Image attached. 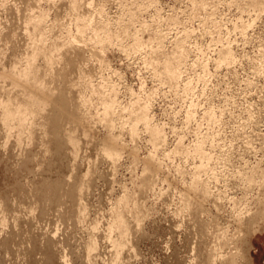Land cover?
<instances>
[{
	"label": "rangeland",
	"instance_id": "374dc122",
	"mask_svg": "<svg viewBox=\"0 0 264 264\" xmlns=\"http://www.w3.org/2000/svg\"><path fill=\"white\" fill-rule=\"evenodd\" d=\"M71 1L0 0V84L15 87L11 70L17 63L23 68L32 56L34 36L46 38L55 59L50 68L43 54L35 59L36 82L47 93L30 89L47 106L31 127L18 135L0 120V258L3 264H198L223 239L218 235L229 199L242 195L232 174L264 157V72L259 71L264 12L260 17L251 9V0H215L212 17L194 0H80L82 6L74 10ZM41 14L45 23L36 34L31 23ZM81 19L92 23L83 34L78 32L84 28ZM104 28L112 29V44L95 42ZM155 30L167 33V53L178 36L188 34L184 77L193 82L190 93L155 77L148 64L150 47L158 46ZM134 36L145 44L139 51L131 46ZM226 46L234 58L229 64L221 62ZM202 60L207 61L203 70ZM202 73L205 78L198 79ZM113 87L124 109L137 97L151 96L150 115L163 130L162 145L154 147L143 124L133 137L127 111L108 126L102 102ZM6 95L0 91V98ZM212 110L215 121L207 117ZM70 134L79 149L77 161L66 140ZM112 136L125 143L115 166L106 154ZM198 143L216 166L217 177L209 178L214 195L207 200L189 187L199 165L192 150ZM152 154L161 169L152 166ZM205 174L201 178L209 180ZM124 196L126 208L119 204ZM116 209L123 212V235L112 227ZM120 235L126 247L116 258L112 242ZM92 241L98 246L90 258ZM250 242L248 249L240 248L238 264H264V222Z\"/></svg>",
	"mask_w": 264,
	"mask_h": 264
},
{
	"label": "bare ground",
	"instance_id": "6f19581e",
	"mask_svg": "<svg viewBox=\"0 0 264 264\" xmlns=\"http://www.w3.org/2000/svg\"><path fill=\"white\" fill-rule=\"evenodd\" d=\"M71 2H72L71 6H72L73 10L74 9H78L79 7L82 6V3H81L80 0L79 1L78 0H74V1H71ZM150 2H153V0H150ZM217 2L215 3V0H194V3L197 4V9L198 10H202V11H206V12L207 11L208 12L211 11L212 12V13L210 12L211 13V17L214 14L213 13V9L215 10V5L217 4ZM88 4H90V2ZM248 6H251V9L259 10L260 17L262 16V14L264 12V0H251L250 3H248ZM242 8H246V6L242 7ZM98 10H99L100 14L103 11L102 8L98 9ZM210 13H207V14L209 15ZM39 16H41V18H39V19L36 18L31 23L32 27H33V29L35 31L34 33L38 32L43 27V25L45 23V20L42 17V14L39 15ZM209 17L210 16H208L207 18H209ZM211 17H210V19H211ZM256 17H257V15H256ZM82 24L84 25V28L81 29L82 26L80 28L78 27L79 28V30H78L79 34L85 33L86 31L84 32V29L85 30H87V29L89 30L90 29L89 27H90V25L92 23H91V21L89 19H85V20H82ZM262 24H264V23H262ZM249 26H251V24ZM245 29H246V27L242 26L241 30L244 31ZM124 31H125V29H124ZM112 33H113L112 29L110 30V29L104 28V30H102L101 32H97L95 34V36H94L95 39H96L95 42L97 41V42H102L104 44H108V43L112 44L111 42H113V40H114L113 39L114 37H113ZM36 34H38V33H36ZM153 34L155 36V39L154 38L153 39L157 40L158 46L156 47L155 44H153L155 46V48L148 46V47H150L149 56L152 55V57H150L151 60L148 61L149 62L148 64L150 66H152V69L154 71L155 77L157 78L158 81L160 80L161 82L169 83L171 88L172 87L175 88V86L179 87V84H180L182 86V89H183V91L185 93H187V94L190 93L191 92L190 90H192V86L191 85H193L192 84L193 82H192L191 79L188 78V80H187L184 77V73L186 72L185 71L186 65H188L187 58L189 57L188 50H187V48L185 46V44H186L185 39L187 38L188 34H186V33L183 34L181 36L182 38L178 36V40L176 39L177 40L176 43L174 42L175 43V46H174L175 48L172 50V52H169V53H167V52H165L163 50V48H164L163 47V45H164L163 43L165 41V38L168 36L167 33H164L161 30L160 31L159 30H155V32ZM190 34H191V32H190ZM81 36H83V35H81ZM132 38L134 39L135 36L132 37ZM45 39L46 38L43 37L42 35L40 37L34 36L33 41L30 43L31 44L30 47L32 48L31 49L32 50V56L27 58L26 64H25V66L23 68L17 67L16 66L18 64L17 63L14 66L13 70H11V74L10 75L12 77L11 78L12 83H13L12 87H14V86L15 87L10 89V90H8L9 88L7 89L5 87L6 86L5 83H4L5 85L3 83L0 84V91L3 92V93L4 92L7 93L6 99L5 98L4 99L0 98V120H1V122L3 124V126L8 129V131L13 129V128H16L17 132H18V135H22V133H24V131H25V128L31 127V125H32V123H34V121H35L34 119L37 117V115L41 114V112L47 106L46 105V101L42 100V98L40 97V95L38 93H35V92L32 91L33 89H38L39 92H40V90L42 91L43 89L45 91V86L43 85L44 86V88H43V86L39 85V83L36 82V79H38L37 78L38 77V73L37 72L39 71L37 69L36 64H35V59L37 58V56L39 54H43L46 63L49 65V68L52 67V64H53V62L55 60L54 59L53 49L51 51L48 48L50 46V44L48 45ZM263 43H262V45H263ZM76 45H77V43H76ZM144 45L145 44H143L142 39L140 40L139 37L137 36L134 39L133 45H131V46L133 47V49L139 51L142 48H144L143 47ZM153 45L151 44V46H153ZM104 46H106V45H104ZM77 47H78V49L82 48L81 45H77ZM94 47H95V45H94ZM50 48H52V46ZM103 48H106V47H103ZM261 51H262V49H261ZM223 52H224V56H223L224 60H222L221 62L224 61L225 64H229L230 63L229 61H231L232 56H233L229 46H226L224 48ZM260 53H264V52L262 51ZM153 56H155L156 58H154ZM152 58H154V59H152ZM220 59H222V58L220 57ZM202 61H201V63L199 61V63L200 64H204V65H202V70H203L205 68L204 66H206V62L207 61L206 60H205L206 62L204 60H202ZM263 62L264 61H262V59H261L260 60V65H259V71H261V72H264V70H263L264 69L263 68L264 67L263 66ZM14 63H16V61ZM219 63H220V61H219ZM101 65H102V63H101ZM4 74L6 75V73H4ZM202 74H201V76L198 79L204 77L205 73H202ZM5 75H4V77H8L7 75L6 76ZM16 86H19V88L16 89ZM87 86H88V88L91 89V91H93V92L96 91L95 88L93 87V85L91 86V84L89 82H88ZM30 87L32 88V90L30 89ZM13 89L14 90L16 89L15 93L13 92ZM98 90H100V89H97V91ZM115 91L116 90L113 87L110 90H108V93H106V95H104V97H103V99H104L103 101L104 102H102L103 103L102 104L103 105L102 115L104 116L103 117L104 121L108 124V126L109 127H113L114 125L112 123L116 119L120 120L123 116H125V111H127L128 114L130 115V117H132V119H133L132 120V125L130 127V132H131L133 137H135V135H136V132H137V129H138L137 126L139 124H143L144 127L151 134L153 140L155 141L154 142V144H155L154 147L157 148L158 146H160V144L162 145V143H164V140H165V137L162 134L163 130L159 126L154 125L152 123V117L150 115V113H151L150 109L151 108H150V103L149 102L151 101V96L150 95L147 96L148 97L147 99L143 98L144 100H142L141 98L137 97V100L134 101V103H132L128 108L124 109L123 107L121 108V106H119L117 104V100L118 99L116 98ZM104 92H105V90H104ZM45 93H47V92L45 91ZM188 114H191V113L188 112ZM207 117H208L209 121L213 120V118L215 119L214 114H213V110L209 111L207 113ZM32 120H34V121H32ZM213 121H215V120H213ZM53 126H54V124H53ZM241 128H240V130H241ZM54 129H56V128H54ZM29 134H31V133H29ZM111 138H112L111 143H109L111 150L108 149L109 151H106V154H107L108 158L110 159L111 164L113 166H115L117 164V162L119 161V159L121 158L120 157L121 156V148L123 147V145L125 143L121 142L122 140H120L118 138H115L113 136ZM74 139L75 138H74V136L72 134H70L68 137L66 136V140H67L68 144L72 147V152H73L72 156L76 160L78 158V150L79 149H78L77 143H76V141ZM197 140H198V138H197ZM61 141H62V139H61ZM203 141H204V139H203ZM248 141L250 142L252 140L250 139ZM202 143H198L196 145L195 149H192V150H194V153H195L194 154V159L195 158L199 159V165H196V164L194 165L193 173L191 175V183H190L189 187L191 188V190L193 189L195 192L198 191L200 193V195L204 196V199L206 198V200H207V199H211L212 196L214 195L212 193L213 192L212 188H211L212 185L210 186V184H209V183H211L209 178H214V177L216 178L217 174H216V171L214 172V168L216 166L214 167L213 164L212 165H213L214 168L211 166V163H212L211 160H213V156L210 155L209 153H207L204 150ZM250 144H251V142H250ZM247 148L250 149L251 147H247ZM148 158H149V161L152 162V164H153L152 166H155L154 168H156V169H158V168L161 169L162 168L161 167V162L159 160H157L156 157L153 154H152V156H150ZM224 168L226 169V166ZM227 172H229V170ZM235 172L233 174L231 173L233 175V178H232L234 180L233 183L237 184V186L240 188V190L242 192V195H241L240 198H239V196L236 195L237 197H231V199H229L231 208H230V210L228 212H226L228 214H227V216H225L226 218L224 217L225 221L223 220L225 223H221L222 224V226H220L221 233L219 232L220 234L218 235L219 238H223L224 240L222 239V241H221L222 243L221 242L218 243L220 241V239L215 237L218 240L217 241L218 244L213 246V250L210 249L211 252H210V254H208L207 257H203V255L201 254L202 252L198 253V254L202 255V258L199 260L198 264H238V262H237L238 261L237 260V254H238V252L240 250H242L240 248L242 246H243V248H245L244 246H246V248H247V246H249L250 243H251L250 242V236L252 234L256 233L257 231H259L262 228V223L264 222V157L262 159H260L257 163H255V165L253 164V165H249L248 166L247 164H245L243 167L241 165L240 169L237 170L236 174H235ZM204 173H206L205 175L208 176L209 180H205V179L203 180L201 178V176H203ZM52 183H54V182H52ZM52 187H53V185H52ZM50 188H51V186H50ZM83 188L84 187H81L80 190H79V193H78L81 196H83L82 194L85 193V192H83ZM238 190H237V192H238ZM126 201L128 202V199L124 196V198H122V200L119 202L120 207L123 206V207L126 208L127 207ZM218 204H219V202H218ZM80 206H82V203H80ZM81 208H83V207H81ZM195 212H196V210H195ZM122 213L123 212H121V210H117V211L114 210L115 221L113 220L114 223H112V227H116L117 229H119L121 231V234L123 232H125L124 231L125 220L123 219L124 216H122ZM219 214H217V215H219ZM221 214H222V212H221ZM79 217H80V215H79ZM125 217H126V215H125ZM82 219H83V217H82ZM218 219H220V218H218ZM218 231H220V230L218 229ZM126 232H127V229H126ZM10 239H12V238H10ZM202 239H203V237H202ZM6 240L7 239H5V241ZM125 240H126V238H125ZM124 242H125L124 241V237H122L121 235H120V239L119 240H116V241L112 242V248L114 249L113 252H115L114 255L116 256V258H119L122 255L123 249H124V246H125V243H126V242L125 243ZM96 243H97V241H96ZM96 243L92 241V245H89V247H87L88 251H89L88 252L89 257L94 255V254H96V252H97L96 251V249H97V247H96L97 244ZM232 244L234 246H232ZM225 248H227L228 250L226 249L227 250L226 251ZM221 249L225 250V251H222ZM111 251H112V249H111ZM238 257H239V254H238ZM197 260L198 259H196V261ZM247 261H249V260H247ZM192 263H193V261H192ZM194 263H195V261H194ZM0 264H3L2 258H0ZM173 264H174V262H173Z\"/></svg>",
	"mask_w": 264,
	"mask_h": 264
}]
</instances>
